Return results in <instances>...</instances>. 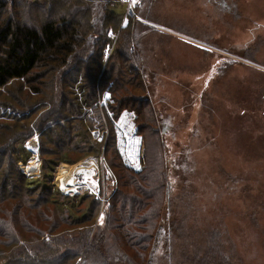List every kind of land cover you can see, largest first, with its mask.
Listing matches in <instances>:
<instances>
[{
  "label": "rangeland",
  "instance_id": "rangeland-1",
  "mask_svg": "<svg viewBox=\"0 0 264 264\" xmlns=\"http://www.w3.org/2000/svg\"><path fill=\"white\" fill-rule=\"evenodd\" d=\"M41 1L0 0L3 3L0 18H10L21 24H39L44 19ZM129 1L119 0L121 3L114 8L118 14L125 13L119 30L134 20V17L130 18L133 11ZM220 1L145 0L142 13L148 14L149 20L143 17L139 19L147 23L149 32L139 39L138 49L132 46L130 50H138L147 58L150 43L154 40L150 32L154 30L156 22L164 24L162 17H154L155 8L167 6L174 13L183 11L187 12L188 18H194L202 8L200 5L207 4L214 10V5L218 6ZM230 2L235 4V13L241 17L236 20L233 29L222 25L227 20L222 17L219 29L214 32L217 39H212V42L234 52L235 59L214 50L196 47H192L194 51L188 53V47L182 45L181 59L171 67L184 69V74L153 75L149 58L147 61L145 59L143 69L147 74L137 79L131 77L133 84L129 93L134 99L146 97L154 109L151 96L161 117L159 122L150 123V128L158 127L162 140L155 152L160 153L158 156L148 145L147 131L151 134L152 129L144 130L147 162L160 167L159 171L165 174L163 183L167 185V198L163 201L157 220H154L155 228L162 227L166 235L167 230L174 226L173 241L180 242L191 236L198 238L206 227H221L233 239L244 264H264V60L254 57L259 47L264 46V0ZM208 20V17L199 18V26L202 30L212 31ZM113 33L116 40L118 32ZM193 37L206 41L201 34H194ZM162 53L161 49L157 54L162 57ZM122 70L127 69L124 67ZM31 76L30 79L10 80L4 87L0 86V150L6 151L0 164V219L5 217L12 221L13 216H17L14 207L21 204V198L1 200V197L16 190L12 186L14 173L11 171L19 167L29 180L39 182L35 194L37 198L45 196L55 200L46 204L58 225L49 235L51 241L48 247H57L54 255L66 254L70 245L66 240L70 239V233L77 236L81 228L91 227L89 238L98 237L99 231L101 237L106 236L100 251L108 259V256H122L121 253H125L143 264L142 260L150 251L149 243L138 246L132 237H121L118 230L110 235L105 229L108 197L116 188L111 168L106 164L111 180L105 184L92 173L84 175L87 171L76 175V169L81 168L79 164L90 159L100 163L102 155V152L98 156L82 152L87 135L82 136L77 131L80 125L78 116H72L76 118L73 126L62 121L58 126L45 129L43 135L33 133V136L24 138V133L29 131L39 114L53 107L57 94L69 90L58 81L51 83V76L41 67ZM70 89L75 94L64 99L67 104L78 96L73 86ZM100 128L97 125V129ZM56 140H65L67 146H58L60 142L52 145ZM2 155L0 153V158ZM10 157L13 161L8 163L7 158ZM63 165L67 167L58 175L57 171ZM49 184L61 194L53 192L50 196L45 187L41 189ZM23 191L31 193L25 188ZM15 193L18 194V190ZM23 206L28 210V205ZM71 207L75 210L72 211ZM21 212L25 213L22 209ZM81 214L89 217L86 222L71 221L80 218ZM63 218H68L69 222ZM5 225L2 222L1 232ZM128 229L136 230L134 226ZM22 237L25 245H35L36 253L47 251L48 247H42L39 243L41 233H26ZM127 240L135 247H131ZM121 243L126 246H119ZM19 249L17 245L4 244L3 237H0V264H15L16 257H13V262L8 259L18 254ZM61 263L57 256L56 260L44 262Z\"/></svg>",
  "mask_w": 264,
  "mask_h": 264
},
{
  "label": "trees",
  "instance_id": "trees-1",
  "mask_svg": "<svg viewBox=\"0 0 264 264\" xmlns=\"http://www.w3.org/2000/svg\"><path fill=\"white\" fill-rule=\"evenodd\" d=\"M117 3L121 2L119 0H42L44 19L39 24H21L10 18L4 20L0 18V86L4 87L10 80L30 79L32 72L41 67L51 76V83L58 81L69 89L67 93L62 90L57 94V101L53 107L39 114L29 131L24 133V138L33 136V133L43 135L45 129L58 126L62 121L67 122L68 126L70 124L73 126L76 118L72 116H78L80 125L77 131L82 136L87 135L82 152L93 156H98L102 152L104 162H107L116 179V188L110 198L108 197L105 229L110 235L118 230L121 237L126 239L132 237L138 246L149 243L150 251L142 260L143 264H244L233 239L226 234L227 230L221 227H206L198 238L191 236L187 240L174 242V226L167 230L166 235L162 227L154 226V220H157L158 212L167 198V185L163 183L165 174L159 171L160 167L147 162V140L144 130L152 129L151 134L148 131L147 133L148 145L153 147L154 155L160 154L155 152L158 151L162 140L159 137L158 127L150 128V123L157 120L149 100L146 97L134 99L129 93L133 84L131 77L137 79L147 74L143 69V61L145 59L147 61V58L142 53H138V50L131 51L130 48L134 46L138 49L139 39L149 32L147 23L139 18L143 17L146 21L149 19L148 14L142 13L145 0H131L133 15L130 18L134 17V20L127 27L119 30L120 21L125 13L122 15L114 11ZM2 8L3 3L0 2V17ZM109 31L118 33L112 51L105 59L103 50L112 43ZM124 67L127 70H122ZM72 86L78 96L67 104L65 98L75 94L70 89ZM54 87L57 88V85L55 84ZM106 87L111 91L109 108L115 114L128 109L136 115L135 125L143 140V168L139 172H133L123 165L116 150L114 130L103 112L104 109L97 104L100 92ZM97 125L101 127L100 129L107 127L106 141L93 139L91 130H96ZM57 142L60 140L51 144L57 145ZM59 145L67 146L65 140ZM5 152L4 149L0 150L3 154L0 164L5 158ZM60 156L62 157V154ZM9 161H13V158H7L8 163ZM11 173L15 174L12 176L14 178L12 186L16 187L18 194L15 193L16 190L9 194L5 193L1 200L20 197L21 204L14 207L18 217L14 215L12 221L5 217L0 219V226L2 222L7 224L2 232L0 230V237H3L4 244L17 245L20 249L18 254L9 257V262H13V257H16L15 264H44L51 259L56 260L57 256L61 264L73 259V262L68 264H117L116 261L122 264H136L135 258L125 253H121L123 259L120 255L108 256L110 258L108 259L100 251L106 236L101 237L99 231L98 237L89 238L91 227L81 228L77 236L70 233V239L66 240V243H70L66 254L54 255L57 247L53 245L48 247L51 241L49 235L58 225L46 204L55 200L45 196L37 198L35 194L39 182L29 180L19 167ZM43 187L50 196L53 192L61 194L50 184L42 186V190ZM23 188L31 193H24ZM23 205H28V210H25L26 206ZM73 207H71L72 211L75 210ZM21 209L25 213H22ZM102 211L103 208L100 209V213ZM88 218L86 214H81L80 218L71 221L86 222ZM63 219L69 222L68 218ZM129 226H134L136 230L130 231ZM34 232L41 233L42 238L39 243L42 247H48L46 252L36 253L34 244L25 245V242H22V235ZM127 242L131 247H135L132 242L128 240ZM122 245L126 246L123 243L119 244ZM136 262L140 264L137 260Z\"/></svg>",
  "mask_w": 264,
  "mask_h": 264
},
{
  "label": "crops",
  "instance_id": "crops-1",
  "mask_svg": "<svg viewBox=\"0 0 264 264\" xmlns=\"http://www.w3.org/2000/svg\"><path fill=\"white\" fill-rule=\"evenodd\" d=\"M225 1H228V3H225ZM200 7L202 8L198 10L194 18H188L186 15L187 12L179 11L178 13H174L172 8L167 6L163 9L155 8L154 12H156V14L154 17H162L164 24L155 21L156 24L154 27L156 30L154 29L150 32V35L153 34L154 40L150 43L147 59L149 58V66L153 69V75L184 74V69L171 67L176 65L177 61L181 59L182 45L188 47V53L194 51L192 47H196L204 50H214L218 54L228 57L233 56V59H235L234 52H230L229 49H225V47L212 42V39H217L214 32L219 29L222 17L227 18L225 24L222 23V25L230 27L231 29L236 27V20H239L241 16H237L235 13V4H232L230 0H222L218 6L214 5V10L207 4H202ZM201 17L209 18L208 23L213 29L212 31L202 30L200 28L199 18ZM157 18L156 20H159ZM194 34H201L206 38V41L193 37ZM161 49L163 50V56L159 57L157 53H159ZM255 56L264 60V46L259 47L254 54V57ZM248 60L251 61L254 59ZM150 71L151 69H149V73ZM206 86H208V83ZM149 97L156 113L157 122H159L161 117L158 115L157 108L154 105L151 96Z\"/></svg>",
  "mask_w": 264,
  "mask_h": 264
},
{
  "label": "built area",
  "instance_id": "built-area-1",
  "mask_svg": "<svg viewBox=\"0 0 264 264\" xmlns=\"http://www.w3.org/2000/svg\"><path fill=\"white\" fill-rule=\"evenodd\" d=\"M130 2L129 0H127ZM110 37L113 41L110 45H107L103 52L106 58L109 57L113 44L115 41V34L109 31ZM111 103V91L109 87L104 89L97 100V104L104 109L106 117L111 123V126L115 133V144L116 150L119 153V157L125 167L132 170L133 172H139L143 168L142 163V146L143 140L142 136L137 132L136 115L133 111L128 109H123L118 114H115L113 110L109 108ZM105 126V125H104ZM108 135V129L105 126L103 129H96L92 132V136L97 141H106ZM100 163L94 160H85L78 166H82V170L77 168L76 175L81 174V171H89L84 173V175L93 174L94 177L105 184L111 180V173L106 168V163L101 156Z\"/></svg>",
  "mask_w": 264,
  "mask_h": 264
},
{
  "label": "bare ground",
  "instance_id": "bare-ground-1",
  "mask_svg": "<svg viewBox=\"0 0 264 264\" xmlns=\"http://www.w3.org/2000/svg\"><path fill=\"white\" fill-rule=\"evenodd\" d=\"M65 167H67V166H65V165H63V167L61 166L60 168H59V170L57 171V174L59 175V173H63L64 171H65ZM81 168H82V166H81ZM80 168V169H81ZM61 170V171H60ZM82 170V169H81ZM84 171V170H83ZM87 172H89V171H87Z\"/></svg>",
  "mask_w": 264,
  "mask_h": 264
}]
</instances>
